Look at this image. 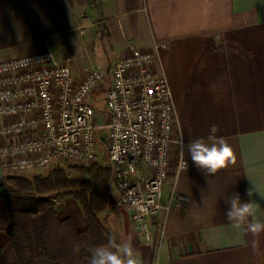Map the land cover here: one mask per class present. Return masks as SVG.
<instances>
[{"label":"crops","instance_id":"obj_1","mask_svg":"<svg viewBox=\"0 0 264 264\" xmlns=\"http://www.w3.org/2000/svg\"><path fill=\"white\" fill-rule=\"evenodd\" d=\"M96 28L115 60L131 44L149 49L166 42L155 66L168 81L175 136L187 162L174 192L164 186L162 204L169 209L149 219L151 242L134 227L115 183L98 214L101 224L117 243L131 239L139 264H264V0H0V56L49 50L50 37L87 29L82 41L56 57L71 64L89 55ZM81 68L71 70L79 75ZM213 124L235 162L206 174L191 160L187 144L207 138ZM103 167H110L108 160ZM235 196L253 205L239 227L226 215ZM181 197L187 202L180 205ZM62 201L59 219L85 227L77 201ZM255 225L261 230L254 232ZM0 250V263L16 261L1 231Z\"/></svg>","mask_w":264,"mask_h":264},{"label":"built area","instance_id":"obj_2","mask_svg":"<svg viewBox=\"0 0 264 264\" xmlns=\"http://www.w3.org/2000/svg\"><path fill=\"white\" fill-rule=\"evenodd\" d=\"M165 48L164 41L149 49L131 44L106 71L85 66L79 75L50 50L0 56V174L94 164L104 131L119 202L151 242L149 219L169 209L162 204L164 186L173 193L187 165L170 87L155 66ZM102 88L100 118L96 92Z\"/></svg>","mask_w":264,"mask_h":264},{"label":"trees","instance_id":"obj_3","mask_svg":"<svg viewBox=\"0 0 264 264\" xmlns=\"http://www.w3.org/2000/svg\"><path fill=\"white\" fill-rule=\"evenodd\" d=\"M68 169L7 176L0 190V231L8 236L16 261L0 264H90L91 249L113 240L98 218L109 204L105 188L113 180L111 167L94 163ZM72 170L74 176L69 175ZM63 197L80 205L85 227L59 219L54 198ZM77 244L79 252H74Z\"/></svg>","mask_w":264,"mask_h":264},{"label":"clouds","instance_id":"obj_4","mask_svg":"<svg viewBox=\"0 0 264 264\" xmlns=\"http://www.w3.org/2000/svg\"><path fill=\"white\" fill-rule=\"evenodd\" d=\"M219 131V126L213 124L210 126L207 138L191 139L187 144V153L190 155L191 160L206 174H215L226 168L230 163L235 162L231 145L223 136L217 135ZM181 154H183V148ZM230 204L231 207L226 214L228 221L237 222L236 226L239 227L240 223L252 215L253 205L251 203H241L238 196L231 198ZM261 227V225H255L252 230L258 232ZM73 251L79 252L78 244L74 245ZM91 253L90 264H139L131 239L122 243L109 240L107 246L94 247L91 249Z\"/></svg>","mask_w":264,"mask_h":264},{"label":"rangeland","instance_id":"obj_5","mask_svg":"<svg viewBox=\"0 0 264 264\" xmlns=\"http://www.w3.org/2000/svg\"><path fill=\"white\" fill-rule=\"evenodd\" d=\"M95 38L93 39L94 42L92 44V48L90 49L89 55L87 54V56L85 55L83 58L81 59H76L75 61H73L71 64H69V66L71 65V69H72V65H79L81 67H85V66H89V67H96L99 68L103 71H106L107 66H111L112 63H114L115 60V55L116 52L114 51V49L112 47L109 46L107 39H105V37L103 35L100 34L101 32V28L95 29ZM85 32H89V30L85 29L83 33ZM83 33H73V32H69V33H63V34H57L53 37H50L48 39V43L51 45L49 47V50L57 57L60 54V50L61 48H71L73 47L77 42L82 41V35ZM72 71V70H71ZM72 73H74L72 71ZM75 74V73H74ZM107 84V82L105 83ZM104 88L98 90L96 92V100L98 101V113H99V117L101 118L102 116H104V106L102 103L103 97H104V92H103ZM105 137V132L101 131L99 133V158L98 161L96 162V164L100 165V166H106L107 165V158H106V153H105V148L103 146V138ZM47 169L44 170H39L36 172H32V173H26L23 175H27L30 176L31 174H39V173H44L47 172ZM67 170H71L68 169ZM69 175L74 176L75 174L73 173V170L69 172ZM8 175H2L0 174V190L3 188V186L5 185V181ZM114 182H112L111 180H109L107 182L106 188H105V193H109L110 190L113 189V184ZM63 198H54V202H55V209L58 213L59 216H62L64 214V202L62 201Z\"/></svg>","mask_w":264,"mask_h":264}]
</instances>
